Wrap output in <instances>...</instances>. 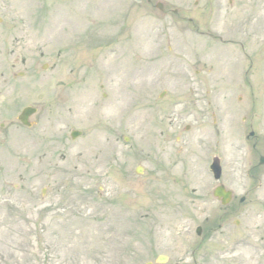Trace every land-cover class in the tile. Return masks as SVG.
Returning a JSON list of instances; mask_svg holds the SVG:
<instances>
[{
  "label": "rangeland",
  "instance_id": "obj_1",
  "mask_svg": "<svg viewBox=\"0 0 264 264\" xmlns=\"http://www.w3.org/2000/svg\"><path fill=\"white\" fill-rule=\"evenodd\" d=\"M205 2L0 0V264H264V0Z\"/></svg>",
  "mask_w": 264,
  "mask_h": 264
},
{
  "label": "flooded vegetation",
  "instance_id": "obj_2",
  "mask_svg": "<svg viewBox=\"0 0 264 264\" xmlns=\"http://www.w3.org/2000/svg\"><path fill=\"white\" fill-rule=\"evenodd\" d=\"M209 1H210L209 3L214 1L216 4H218V10L224 11V13H230L233 7L237 8V6L239 5V0H209ZM141 2L142 5L149 10H157L163 13L171 12L174 14L183 12V10L189 11L192 10V8L198 9L199 7H202V5L206 3L205 0H195L194 2H192L191 0H141ZM176 6L178 8H176ZM238 22L239 21H237V23ZM223 23L224 25H227L225 26V28L227 29L226 33H228V29H233L235 32H237V30L241 29L239 27L244 25L238 23L239 25L237 27H234L236 23L231 20H226ZM236 37L238 39L241 38L238 36H230L229 34L228 36H226V38H229L228 40L235 39ZM229 49L232 50V48ZM25 62L26 61L23 60V64H25ZM252 119L253 117L250 116V113H247V115L242 118L244 124L249 125L247 127L249 133L246 136V140L248 142L252 141V144L249 148L251 153L254 154L253 159L250 161L249 164H247L246 170H247L248 178L251 181L257 183V186H262L264 183V179H263L264 164H262L261 159L264 157V133L256 131ZM245 200L246 198L244 197V201Z\"/></svg>",
  "mask_w": 264,
  "mask_h": 264
},
{
  "label": "water",
  "instance_id": "obj_3",
  "mask_svg": "<svg viewBox=\"0 0 264 264\" xmlns=\"http://www.w3.org/2000/svg\"><path fill=\"white\" fill-rule=\"evenodd\" d=\"M33 112H34V110L31 109V108L26 109L24 114H23V116L21 117V119L23 121H26L27 117H29ZM79 134H80L79 132H74L72 136H73V138H76ZM262 161H264V159H262ZM211 170L213 171L214 178L216 180H218L220 178V176H221V166H220V163H219L218 159L214 160V162H213V164L211 166ZM214 196L220 198L224 205L228 204L231 201V199H232L231 192L230 191H226L224 186L217 187L215 192H214ZM165 260H166V258L161 257V258H159L158 261L163 263Z\"/></svg>",
  "mask_w": 264,
  "mask_h": 264
}]
</instances>
